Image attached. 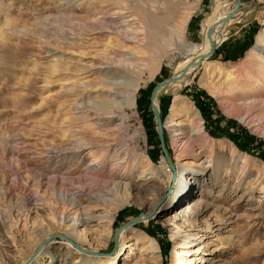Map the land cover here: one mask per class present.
<instances>
[{"label":"rangeland","instance_id":"1","mask_svg":"<svg viewBox=\"0 0 264 264\" xmlns=\"http://www.w3.org/2000/svg\"><path fill=\"white\" fill-rule=\"evenodd\" d=\"M93 3V0H0V264H16L18 258L11 234L4 225L7 222H2L5 214L12 216L8 225L13 228L17 223L20 225L28 203L32 208H38L42 215H47L40 199L31 196L16 178L14 164L19 165L22 176L47 174L58 165L47 163L46 148L62 142L70 127L91 131L90 127H82L73 118L70 107L73 97L57 95L61 85L67 86L91 73L74 72L77 54L67 50L62 41L59 43L60 39L56 43L62 31L56 29L55 34L52 30L58 26L60 15L76 16L80 20L78 24L89 23L86 18L93 13L88 12ZM63 5L65 7H61ZM235 5L236 0H201L192 12L184 34V41L195 46L192 53L199 52L203 31ZM177 6L176 3L168 5L160 14L168 27L178 28L183 19L184 7ZM219 28L222 39L207 63L188 73L184 80L166 85L157 93L162 142L150 107L151 91L159 81L174 76L193 58L185 55V59L176 53L171 59L164 60L151 78H147V74L144 76L135 100L137 116L131 120V126L136 127L138 123L143 126L145 140L140 141V147L146 150L153 165H159L162 157L167 159L170 174L160 192L147 191L142 199L118 212L109 234H102L103 246L96 249L93 256L123 264L125 255L119 249V236L123 233L126 242L131 237L142 238L138 246L153 239L158 246L157 264H170L173 248L184 264H264V137L255 131L253 124L240 120L247 114L238 105L237 97L242 89L230 94L225 89L228 74L236 76L242 84L255 80L256 67L247 57L256 45L257 37L264 32V0H241L240 11L227 25ZM53 35H56L55 41ZM91 43L94 50L104 49L103 43ZM210 90L221 97L212 96ZM261 95L264 99V90ZM52 97L55 99L51 100ZM182 104L190 113L198 112L203 133L200 144L193 143L180 153V147L172 142V134L164 129V124L170 114L176 112L174 105ZM188 118L194 117L189 115L182 120ZM191 150L205 154L213 168L211 178L201 179L200 187L195 190L193 199L202 198L204 202L192 216L177 213L178 206L170 201L176 195L179 183L178 160L185 155L191 159ZM61 165V173L68 174L73 169L65 167L64 163ZM81 170L74 175L81 174ZM136 182L141 184L139 180ZM150 186L149 183L147 187ZM141 213V219L145 221L128 225ZM167 219L172 222H166ZM124 224L127 226L115 238L117 230ZM17 226L15 237H18ZM234 231L236 241L231 243L229 239ZM60 234L56 230L48 239L55 249L62 241ZM188 234L195 236L186 238ZM96 236L101 237L99 232ZM80 248L84 252L91 251L87 246ZM34 250L27 251L25 263Z\"/></svg>","mask_w":264,"mask_h":264},{"label":"bare ground","instance_id":"2","mask_svg":"<svg viewBox=\"0 0 264 264\" xmlns=\"http://www.w3.org/2000/svg\"><path fill=\"white\" fill-rule=\"evenodd\" d=\"M93 1L88 12L93 11L94 14L86 18L90 20L89 23L78 24V17L60 15L57 17L58 26L52 30L55 34L56 29L62 31L57 41L56 35L52 36L56 43L60 39L59 43L62 41L64 47H68L67 50L77 54L74 72L80 75L91 73L67 86L61 85L57 94L73 97L70 102L73 118L82 127H90L91 131L70 127L63 135L65 138L62 142H55L46 148L44 154L47 155V163L58 165L47 174L41 173L39 177L27 174L22 176L19 165L13 162L16 178L30 191L31 196L40 199L44 213H47L46 216L42 215L38 208H32L28 203L20 225H14V228L18 225V237L14 236L13 226L8 225L12 216L5 214L2 222H7L4 225L11 234L10 239L18 256L16 264H116L114 259L93 256L97 253L96 249L103 246L102 234H109L120 210L142 199L147 191L160 192L170 174L167 172V159L162 157L159 165H153L146 150L140 147V141L145 140L143 126L140 123L136 127L131 126V120L137 116L135 100L144 76L147 74V78H151L161 63L176 53L189 55L193 58L191 62L199 63V58L210 49L207 37L209 30L214 23L225 17H219L203 31L202 46L194 54L195 46L184 41V34L189 18L201 0ZM173 3L184 7L183 19L179 21L178 28L168 27L164 17L160 16ZM227 23L218 26L211 35V41L216 46L222 39L219 27ZM92 41L103 43L104 49L94 50ZM182 58L186 59L187 56ZM247 58L256 67L253 83L242 84L236 76L228 74L229 81L225 89L228 94L242 89L237 100L247 114L241 116L240 120L253 124L255 131L264 137V99L261 95L264 90V32L257 37L256 45L248 52ZM206 60L198 67L188 69L187 75L207 63ZM210 93L221 97L213 90ZM253 95L255 97L252 98ZM156 97L153 103L158 108ZM174 108L177 110L167 118L164 129L172 134V142L178 144L179 152L183 153V149L187 150L191 144L202 142V122L198 112L190 113L185 104L174 105ZM256 112L259 114L256 115ZM189 115L194 118L182 120ZM191 151L192 160L186 158V155L178 160L176 174L179 183L176 195H172L174 198L170 200L171 204L178 206L177 213L190 216L204 202L202 198L198 201L193 199L195 190L200 187L201 179L204 181V177L211 178L210 170H213L205 154ZM62 163L65 167L73 168L72 171L61 173ZM80 170L81 174L74 175ZM147 182L151 184L150 187H147L149 183L145 184ZM166 222L172 220L167 219ZM56 230L62 237L58 249L53 248L48 240ZM97 232L101 237L96 236ZM235 233L229 239L231 243L236 241ZM192 236L195 235L188 234L186 238ZM141 241L142 238L131 237L126 242L124 234H120L119 249L125 255L121 261L123 264H157L158 246L155 241L149 239L146 244L138 246L137 243ZM79 246H87L91 251L84 252ZM33 249V256L25 263L27 251ZM145 255L150 256L146 259ZM74 259L76 261L72 263ZM170 264H184L179 260L175 248L172 250Z\"/></svg>","mask_w":264,"mask_h":264},{"label":"water","instance_id":"3","mask_svg":"<svg viewBox=\"0 0 264 264\" xmlns=\"http://www.w3.org/2000/svg\"><path fill=\"white\" fill-rule=\"evenodd\" d=\"M240 7H241V0H236V5L235 7L228 13L225 15V17L222 19V20H219L217 21L216 23H214V25L211 27V29L209 30L208 34H207V37L208 39L210 40V49L209 51L201 56L199 58V63H195L194 62H191L189 63L182 71L179 75H177L176 77H168L164 80H161L159 81L156 86L153 88V90L151 91V94H150V107L152 109V112H153V115H154V118H155V121H156V126H157V132H158V137H159V140L160 142H162V121H161V118H160V113H159V110L158 108L154 105L153 103V99L154 97L157 95V93L159 92V90L161 88H163L164 86L168 85V84H172L176 81H179V80H182L184 78H186L188 75H187V70L194 67V66H199V64L205 60V59H208L216 50L217 46L215 43H213L211 41V35L214 33V31L216 30V28L220 25H223L225 23H227L229 20H231L239 11H240ZM162 150L164 152V155L165 157H167L166 155V152L165 150L163 149L162 147ZM170 166H172V164L169 162ZM143 214L141 213L137 218H135L134 220H132L128 225H133L135 224L136 222L140 221L141 218H142ZM127 226V224H124L122 225L116 232L115 234V238L117 237V235L119 234V232L121 230H123L125 227Z\"/></svg>","mask_w":264,"mask_h":264}]
</instances>
